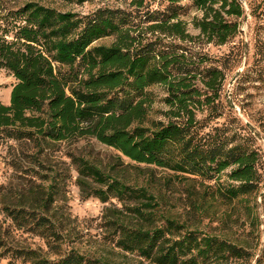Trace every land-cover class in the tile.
Returning <instances> with one entry per match:
<instances>
[{
  "label": "trees",
  "instance_id": "1",
  "mask_svg": "<svg viewBox=\"0 0 264 264\" xmlns=\"http://www.w3.org/2000/svg\"><path fill=\"white\" fill-rule=\"evenodd\" d=\"M84 3L92 0H60ZM146 0H130L136 14L97 10L79 17L34 2L10 6L0 0V69L14 79L9 104L0 101V140L17 146L31 166H43L48 152L62 143L93 138L136 164L151 165L192 180L216 181L227 170L235 185L210 193L232 203L258 192L260 176L253 152L240 151L202 135L197 114L218 98L224 73L196 64L186 48L165 39L191 44L225 45L238 33L243 9L236 0H192L201 12L192 25L172 15L140 11ZM177 5L183 0H164ZM145 14V15H144ZM150 23L143 28L142 21ZM156 37L148 41L144 34ZM112 38L109 45L98 42ZM202 67V68H201ZM160 87L163 120L152 119ZM76 184L85 198L102 203V226L109 242L151 264H252L245 245L191 230L170 216L157 217L153 195L144 187L104 173L81 157L69 155ZM27 170H33V167ZM49 172H52L49 169ZM52 174V173H51ZM65 177V175H63ZM61 176V177H63ZM39 184L20 187L16 203L3 212L15 230L35 236L44 248H12L20 264H104L103 259L67 245L68 232L57 217L60 184L40 175ZM61 179L59 182H62ZM9 188L3 195L11 197ZM1 235V234H0ZM0 239V248L5 246ZM264 264V250L255 260Z\"/></svg>",
  "mask_w": 264,
  "mask_h": 264
},
{
  "label": "rangeland",
  "instance_id": "2",
  "mask_svg": "<svg viewBox=\"0 0 264 264\" xmlns=\"http://www.w3.org/2000/svg\"><path fill=\"white\" fill-rule=\"evenodd\" d=\"M10 6L34 2L59 12H70L85 17L102 9H119L136 14L130 0H92L84 3L60 0H4ZM243 9L239 19L230 18L238 24V33L225 45L207 44L202 39L191 44L165 39V42L186 48L196 64L202 60V67H213L224 73L218 98L211 108L197 114L202 135H208L226 147L237 148L257 157L256 170L260 176L258 192L232 203L213 199L212 192L224 191L235 185L228 180L229 170L217 175L216 181L192 180L187 176L151 165L136 164L93 138L79 139L72 143H62L48 152V158H40L43 166H30L17 146L10 148L0 140V239L5 243L0 248V264H20L11 258L12 248H44L39 238L12 226L3 212L4 205L16 203V192L20 187L39 184L40 175L56 173V184H60L56 196V213L68 232L69 246L81 253L101 258L104 264H151L135 254L125 253L115 248L106 237L102 226V215L115 201L102 203L95 197L85 198L76 184L78 177L69 155L84 158L104 173L118 178L129 185L146 188L154 197L157 217L170 216L191 230L201 234L218 236L233 243H248L254 261L264 250V0H236ZM176 11L178 20L186 24L192 36L199 33L192 20L201 18V12L192 5V0H183L170 5L164 0H146L145 12L172 15ZM145 15V14H144ZM146 21V20H145ZM143 28L150 25L145 24ZM148 41L156 35L144 34ZM112 38L98 42L109 45ZM201 67V68H202ZM13 77L0 69V101L9 104ZM156 102L151 112L154 120H163L158 111L165 107L161 99L165 97L160 87H153ZM33 170H27L28 167ZM51 169L52 172H49ZM52 173V174H51ZM65 175V177L63 176ZM63 176V177H61ZM63 179L62 182H59ZM9 188L11 197L4 199ZM119 207V206H116Z\"/></svg>",
  "mask_w": 264,
  "mask_h": 264
}]
</instances>
